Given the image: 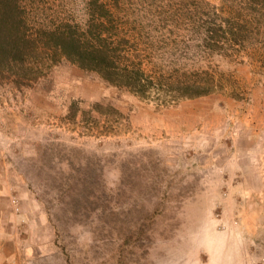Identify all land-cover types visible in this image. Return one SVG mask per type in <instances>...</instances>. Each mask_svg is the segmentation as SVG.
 I'll use <instances>...</instances> for the list:
<instances>
[{
    "label": "rangeland",
    "instance_id": "obj_1",
    "mask_svg": "<svg viewBox=\"0 0 264 264\" xmlns=\"http://www.w3.org/2000/svg\"><path fill=\"white\" fill-rule=\"evenodd\" d=\"M40 1L87 14L88 0ZM132 3L161 58L178 41L184 61L206 55L225 88L159 109L68 64L55 71V100L0 80L4 264H264V50L209 55L184 46L195 35L168 37L188 25L176 13L203 11L202 0ZM74 98H108L130 124L88 134L65 119Z\"/></svg>",
    "mask_w": 264,
    "mask_h": 264
},
{
    "label": "trees",
    "instance_id": "obj_2",
    "mask_svg": "<svg viewBox=\"0 0 264 264\" xmlns=\"http://www.w3.org/2000/svg\"><path fill=\"white\" fill-rule=\"evenodd\" d=\"M226 1L231 4L226 10L202 0L203 11L176 13L188 25L166 34L195 35L184 46H198L209 55L238 57L253 47L264 50V0ZM86 6L85 18L77 19L51 13L40 0H0V80L17 88L39 86L55 100V71L68 64L159 109L225 88L223 72L210 62L205 66L206 55L191 64L184 61L183 51L171 47H179L178 41H171L166 61L161 58L152 41L156 33L141 26L132 0H88ZM65 108L66 121L88 134L110 136L130 124L129 113L108 98L89 107L74 98Z\"/></svg>",
    "mask_w": 264,
    "mask_h": 264
},
{
    "label": "crops",
    "instance_id": "obj_3",
    "mask_svg": "<svg viewBox=\"0 0 264 264\" xmlns=\"http://www.w3.org/2000/svg\"><path fill=\"white\" fill-rule=\"evenodd\" d=\"M1 232H8V231H6V230H2ZM2 249H4L3 246H1V248H0V264H4L5 261L7 260L6 255H5V254H7V253L4 252L6 249L3 250V251H2ZM4 253H5V254H4Z\"/></svg>",
    "mask_w": 264,
    "mask_h": 264
}]
</instances>
